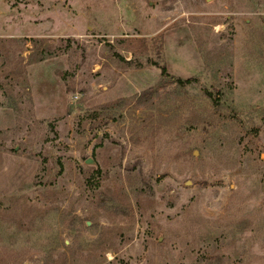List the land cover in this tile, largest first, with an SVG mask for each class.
Segmentation results:
<instances>
[{
	"label": "rangeland",
	"instance_id": "rangeland-1",
	"mask_svg": "<svg viewBox=\"0 0 264 264\" xmlns=\"http://www.w3.org/2000/svg\"><path fill=\"white\" fill-rule=\"evenodd\" d=\"M0 264H264V0H0Z\"/></svg>",
	"mask_w": 264,
	"mask_h": 264
},
{
	"label": "trees",
	"instance_id": "trees-1",
	"mask_svg": "<svg viewBox=\"0 0 264 264\" xmlns=\"http://www.w3.org/2000/svg\"><path fill=\"white\" fill-rule=\"evenodd\" d=\"M160 73L162 76H168L167 70L165 68V66H161L160 67ZM174 80L179 84V85H184L187 83H190L192 80H194V78H187V79H182L179 77L174 78ZM205 94L209 97H212V94L209 91H205Z\"/></svg>",
	"mask_w": 264,
	"mask_h": 264
},
{
	"label": "water",
	"instance_id": "water-1",
	"mask_svg": "<svg viewBox=\"0 0 264 264\" xmlns=\"http://www.w3.org/2000/svg\"><path fill=\"white\" fill-rule=\"evenodd\" d=\"M86 163H92V160H91L90 158H88V159L86 160Z\"/></svg>",
	"mask_w": 264,
	"mask_h": 264
}]
</instances>
